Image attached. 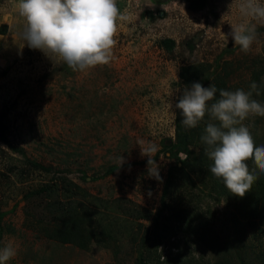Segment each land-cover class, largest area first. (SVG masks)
Listing matches in <instances>:
<instances>
[{"label": "rangeland", "instance_id": "374dc122", "mask_svg": "<svg viewBox=\"0 0 264 264\" xmlns=\"http://www.w3.org/2000/svg\"><path fill=\"white\" fill-rule=\"evenodd\" d=\"M239 3L117 0L124 19L117 22L111 62L79 72L23 46L25 20L18 15V0H0V27L7 26L0 36V247L13 242L17 248L8 264L135 263L122 211L135 205L157 213L170 168L185 158L171 149L175 103L185 87L181 67L208 63L215 73L228 62L233 91H247L252 72L264 68V23H256L257 38L247 53L224 38L241 22ZM245 122L255 143L264 144V114L246 116ZM141 141L158 146L162 182L149 176ZM249 170L256 179L263 177L256 163ZM67 183L78 190L67 192ZM46 187L55 193L43 191ZM189 193H178L176 207L198 205L216 233L235 237L248 258L264 248V236L254 227L243 222L244 228L242 223L234 228L235 209L224 198L203 187ZM175 197L166 203L176 205ZM116 200L122 202L114 205ZM50 204L62 213L77 207L93 231L101 222L112 224L118 241L91 243L87 251L57 243L48 236L55 223ZM170 215L161 216L155 231L167 237L159 251L178 245L187 255L213 261Z\"/></svg>", "mask_w": 264, "mask_h": 264}, {"label": "clouds", "instance_id": "9594fccd", "mask_svg": "<svg viewBox=\"0 0 264 264\" xmlns=\"http://www.w3.org/2000/svg\"><path fill=\"white\" fill-rule=\"evenodd\" d=\"M241 22L224 35L242 52H249L257 38L256 23H264V0H240ZM18 15L25 20L20 33L23 46L39 50L51 60L66 64L73 71L84 72L108 65L117 43V22L124 19L117 0H18ZM22 46V47H23ZM258 82L253 79L248 91L217 89L200 82L185 86L175 103L187 129L197 128L206 114L210 117L201 136L210 172L222 179L232 192L243 195L257 177L249 170L246 158L251 156L264 173V144L255 143L245 117L264 114V101L251 95ZM218 93V97H217ZM172 106V105H171ZM175 115V113H173ZM147 159L149 176L162 182L155 154L158 146L141 141ZM124 163L119 157V167ZM17 255L13 242L0 247V264Z\"/></svg>", "mask_w": 264, "mask_h": 264}, {"label": "trees", "instance_id": "16d2710c", "mask_svg": "<svg viewBox=\"0 0 264 264\" xmlns=\"http://www.w3.org/2000/svg\"><path fill=\"white\" fill-rule=\"evenodd\" d=\"M4 30H6V27ZM4 30L0 32H4ZM230 67V63L224 62L220 72L212 73L211 64H191L181 67L179 78L184 86L190 87L192 83L200 82L204 87L212 84L218 90L233 91V88L228 85L233 75ZM253 79L258 84L257 88L252 90L251 95L264 101V68L252 72L250 80L245 85L247 91ZM182 119L183 117L180 115L179 110L176 109L174 125L175 141L171 145V149H176L185 158L172 166L168 172L162 192L160 210L152 215L151 211L143 207L130 205L129 203L131 207H125L122 211L127 218L124 220V223L122 220L121 226L127 231V239L135 247L137 253L134 264H264V248L262 246L256 254L251 252L254 255L253 259L248 258L250 253L246 255V252L243 251L246 247L240 244L235 237L230 235V237L222 238L216 233L214 224L205 219V215L198 205L188 209L180 206L176 207L180 204L177 202L180 191L190 194V191H198L200 187H203L209 189L212 195L219 198L222 197L226 202L232 204L235 214L232 216L231 221L234 222L235 229L241 223L242 228H244L243 222H245L248 226L256 229L258 236H264V173L260 180L255 179L253 181L251 187L243 195L232 192L225 186L222 179H218L211 174L210 167L213 162L208 158L205 146L201 142V136L204 134L206 124L215 121H210V117L206 114L204 120L197 128L187 129L182 124ZM246 160L248 167L255 163L251 156L247 157ZM67 184L68 188L64 187V190L67 192L78 190L76 185L72 183ZM42 190H46L49 194L55 193V190L50 189V187ZM175 194L176 205H171L169 202L166 203V199L171 201ZM192 196L195 197V194ZM113 202L115 205L122 201L116 200ZM58 207L53 204H50L48 207V209H51L49 210L53 217L52 219L55 221V223L53 222L52 234L48 236L57 243L72 245L82 251H87L91 243L102 245L106 241H118L114 237L115 232L111 228L112 224L105 225L101 222L98 229L93 231L88 226L89 218L87 215L83 216L77 207L67 208L64 213ZM166 211L170 212V216L180 227L183 226L184 229L182 230L186 235L192 238L195 243L204 246L208 250L213 256V261L212 258L211 260L210 258L203 260V257L194 258L193 253L187 255V253L181 251L178 245H172L174 248L167 251V253L159 251L160 244L165 243L167 237L162 234H156L157 232L155 233V231H158L157 229L160 228L159 220ZM207 214L210 215L208 212ZM139 221L151 222L152 226L145 228L141 223L138 224ZM152 235L154 238L150 239ZM252 248L255 250V247Z\"/></svg>", "mask_w": 264, "mask_h": 264}, {"label": "crops", "instance_id": "0c3cea01", "mask_svg": "<svg viewBox=\"0 0 264 264\" xmlns=\"http://www.w3.org/2000/svg\"><path fill=\"white\" fill-rule=\"evenodd\" d=\"M0 20H1V18H0ZM0 23H1V21H0ZM5 26H6V25H4L3 27H0V31H1V30L3 31L4 28H5ZM6 27H7V26H6ZM6 30H7V28H6ZM6 30H4V32H0V33H5ZM6 34H7V33H5V34H0V36L6 35Z\"/></svg>", "mask_w": 264, "mask_h": 264}, {"label": "water", "instance_id": "95a60500", "mask_svg": "<svg viewBox=\"0 0 264 264\" xmlns=\"http://www.w3.org/2000/svg\"><path fill=\"white\" fill-rule=\"evenodd\" d=\"M0 137H1V135H0Z\"/></svg>", "mask_w": 264, "mask_h": 264}]
</instances>
